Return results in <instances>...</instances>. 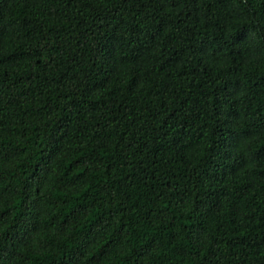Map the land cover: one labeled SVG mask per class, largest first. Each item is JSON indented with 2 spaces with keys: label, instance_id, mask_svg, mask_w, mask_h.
Returning a JSON list of instances; mask_svg holds the SVG:
<instances>
[{
  "label": "trees",
  "instance_id": "trees-1",
  "mask_svg": "<svg viewBox=\"0 0 264 264\" xmlns=\"http://www.w3.org/2000/svg\"><path fill=\"white\" fill-rule=\"evenodd\" d=\"M0 264H264V0H0Z\"/></svg>",
  "mask_w": 264,
  "mask_h": 264
}]
</instances>
